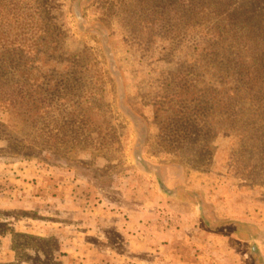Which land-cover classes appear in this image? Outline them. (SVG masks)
<instances>
[{
  "label": "rangeland",
  "instance_id": "rangeland-1",
  "mask_svg": "<svg viewBox=\"0 0 264 264\" xmlns=\"http://www.w3.org/2000/svg\"><path fill=\"white\" fill-rule=\"evenodd\" d=\"M16 1L33 53L4 87L17 110L0 104V264H78L67 219L96 212L125 225L106 226L107 264H127L126 225L143 212L152 264L180 262L181 247L264 264V93L230 50L227 15L202 0ZM244 4L264 11L225 9ZM182 119L200 128L183 134ZM166 220L177 234L158 238Z\"/></svg>",
  "mask_w": 264,
  "mask_h": 264
},
{
  "label": "trees",
  "instance_id": "trees-1",
  "mask_svg": "<svg viewBox=\"0 0 264 264\" xmlns=\"http://www.w3.org/2000/svg\"><path fill=\"white\" fill-rule=\"evenodd\" d=\"M204 4H208L211 8H214L216 13H219V18L226 16L228 24L225 25V31L230 30L229 32V45L230 50H235L237 52L244 51L246 52L247 60L249 61L247 65H244L240 71L243 69L250 70L253 63L256 67H260L259 70L252 75L250 71L244 72L248 74L247 78L252 79L257 86L258 92L264 93V54L259 50L258 43L263 42L264 45V11L259 13L257 10L251 6L244 4L242 7L237 9H231L226 11L228 0L220 1L218 0H202ZM197 3V7H201V3ZM195 3V1H193ZM205 6V5H204ZM203 6V8H204ZM220 6V9L217 7ZM17 7H21L16 0H0V104L1 102L7 101L10 106L8 110L16 111L17 107L10 99H16L20 96V92L16 90L4 91L8 83V78L10 80L14 79V75L19 72L20 64H23L27 53L31 55V48L29 45L23 43H18L19 37L16 35V30L12 27L13 23H16L18 20L17 17ZM23 14V13H22ZM238 23H241L239 26L241 29H237ZM237 29V30H236ZM9 35L14 36L11 40ZM6 38V40H4ZM27 52V53H26ZM219 58L221 54H219ZM222 58V57H221ZM234 63L233 61H227L221 59V64H230ZM262 64V65H261ZM241 66V63L238 64ZM243 74V75H244ZM252 80H248L251 82ZM14 80L10 81L13 82ZM18 92V93H17ZM31 101L32 96H28ZM30 106V105H29ZM30 109V107H29ZM201 105H198V110L196 115L203 113ZM181 115L185 113L181 112ZM185 119V118H184ZM182 121H179L177 126L182 130L181 132L185 134V131H194L200 128V123H191L189 127L182 124Z\"/></svg>",
  "mask_w": 264,
  "mask_h": 264
},
{
  "label": "crops",
  "instance_id": "crops-1",
  "mask_svg": "<svg viewBox=\"0 0 264 264\" xmlns=\"http://www.w3.org/2000/svg\"><path fill=\"white\" fill-rule=\"evenodd\" d=\"M174 215H172L173 217ZM148 217L145 212L143 213H137L136 215H132L129 217V220L127 222L126 228H127V234L129 236L130 232L132 234L128 238V244H127V264H152V262L147 257H150V255H147L148 252L157 253V251H152L151 247L149 248V243L147 242V237L145 236V229H146V218ZM118 216H115L114 213H106V212H96L94 214H80L78 218H68L69 223L66 225L65 229H69L72 226L73 230L69 231L71 233L70 240H68V248L66 252L69 254L70 258H73L76 261H72L71 263H78V264H107L104 263V259L106 258L103 253L104 252V241H106V244H108V236L105 234V231L109 230L106 229V226H114L112 228L114 231L118 234H122V232L125 230L124 226L120 224L118 221H116ZM112 220V221H109ZM73 220V221H72ZM169 220V218L167 219ZM166 220V221H167ZM71 221V222H70ZM77 221V222H76ZM109 221V222H108ZM162 225L165 224L166 226L158 227L160 229V233L158 234V238H167V234H177V229H173V227L170 225V223L165 221L161 223ZM58 225V224H54ZM119 225H122V227H119ZM117 226V227H116ZM141 226V227H140ZM160 226V225H159ZM139 227V229H138ZM170 228V229H169ZM131 229V231H130ZM177 230V231H175ZM104 233V234H103ZM124 235V234H123ZM43 236H46L43 235ZM164 236V237H163ZM95 237L98 239V242L93 243L91 241V238ZM157 237V236H156ZM104 239V241H103ZM161 239V240H162ZM67 245V244H66ZM110 246H107V250L109 253H118L116 252L118 250V247H113L112 244H109ZM106 248V246H105ZM106 250V251H107ZM181 254H180V262H175L174 264H201L198 261H195L192 258H187V255H185L186 252H193L194 250H189L188 248L181 247ZM171 255L175 252H170ZM136 254H138V257L136 258ZM158 254V253H157ZM141 255V256H140ZM197 255V254H196ZM199 255V256H198ZM197 255V259L200 258L203 260L202 262L205 264H208L209 260H211L209 257V253H204L202 256L201 254ZM115 256V254H113ZM183 256L186 258V260L183 259ZM176 257V256H175ZM174 258V255L172 256V259ZM206 258V259H205ZM154 264H171L170 262H164L160 258L157 262Z\"/></svg>",
  "mask_w": 264,
  "mask_h": 264
}]
</instances>
